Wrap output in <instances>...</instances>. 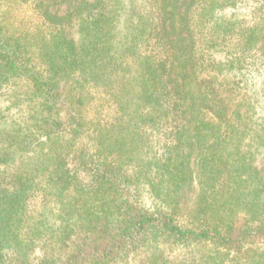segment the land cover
Listing matches in <instances>:
<instances>
[{"label":"trees","instance_id":"1","mask_svg":"<svg viewBox=\"0 0 264 264\" xmlns=\"http://www.w3.org/2000/svg\"><path fill=\"white\" fill-rule=\"evenodd\" d=\"M0 95V264H264V0H0Z\"/></svg>","mask_w":264,"mask_h":264},{"label":"rangeland","instance_id":"2","mask_svg":"<svg viewBox=\"0 0 264 264\" xmlns=\"http://www.w3.org/2000/svg\"><path fill=\"white\" fill-rule=\"evenodd\" d=\"M251 4H252V1H245V2L240 3L238 5V8L236 9L237 14H239V15L240 14H245V12L251 6ZM25 11L27 12V10H22L20 12H25ZM24 86H25L24 82H17L16 84H13L12 87H11L13 89L12 97H13V94L16 93V94H20L19 97H18L19 99H24V96H23V93H22L26 89ZM4 97H5L4 95H0V106H3L4 104H6L4 101H2L4 99ZM21 105H23V103ZM143 201L145 203H149L150 202L149 197L147 196V194H145L143 196Z\"/></svg>","mask_w":264,"mask_h":264}]
</instances>
